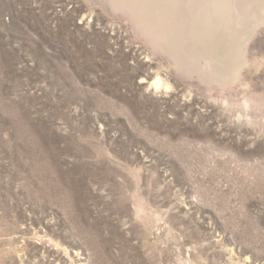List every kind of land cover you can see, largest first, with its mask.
I'll return each instance as SVG.
<instances>
[{
    "label": "rangeland",
    "instance_id": "rangeland-1",
    "mask_svg": "<svg viewBox=\"0 0 264 264\" xmlns=\"http://www.w3.org/2000/svg\"><path fill=\"white\" fill-rule=\"evenodd\" d=\"M0 264H264V0H0Z\"/></svg>",
    "mask_w": 264,
    "mask_h": 264
}]
</instances>
